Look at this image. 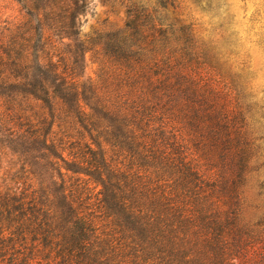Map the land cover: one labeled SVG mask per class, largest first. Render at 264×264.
<instances>
[{"label": "trees", "instance_id": "obj_1", "mask_svg": "<svg viewBox=\"0 0 264 264\" xmlns=\"http://www.w3.org/2000/svg\"><path fill=\"white\" fill-rule=\"evenodd\" d=\"M102 1L122 26L76 41L88 1L47 0L0 40L18 165L0 176V264H264V182H246L264 102L228 5Z\"/></svg>", "mask_w": 264, "mask_h": 264}, {"label": "rangeland", "instance_id": "obj_2", "mask_svg": "<svg viewBox=\"0 0 264 264\" xmlns=\"http://www.w3.org/2000/svg\"><path fill=\"white\" fill-rule=\"evenodd\" d=\"M86 12L80 17L79 34L76 41L85 37L94 36L105 28L120 27L126 20L125 11L119 3L110 5L102 0H87ZM231 13V27L240 38L238 46L242 58L249 64L248 77H251L252 90L260 103L264 102V0H222ZM47 0H0V40L7 39L18 25L31 20L36 26L35 17L28 14L31 9L44 6ZM75 41V42H76ZM77 43V42H76ZM85 74L93 77L96 64L92 53H86ZM1 151V150H0ZM12 152H0V176L6 177L12 173V167L18 168L16 158ZM32 157H28L31 171L38 173L41 168L33 164ZM2 181V179H1ZM246 182H264V168L252 172ZM248 196L256 197L252 185H248ZM251 198L249 200L251 201ZM250 205V203H249ZM250 214L255 211L249 208ZM258 218V217H255Z\"/></svg>", "mask_w": 264, "mask_h": 264}]
</instances>
